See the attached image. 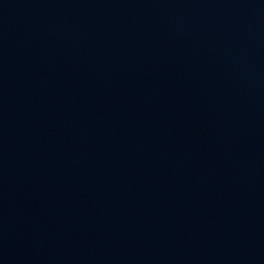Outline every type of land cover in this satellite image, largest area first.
<instances>
[{
  "label": "water",
  "instance_id": "obj_1",
  "mask_svg": "<svg viewBox=\"0 0 264 264\" xmlns=\"http://www.w3.org/2000/svg\"><path fill=\"white\" fill-rule=\"evenodd\" d=\"M0 264H264V0H0Z\"/></svg>",
  "mask_w": 264,
  "mask_h": 264
}]
</instances>
